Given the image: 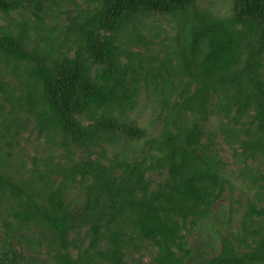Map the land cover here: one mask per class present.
I'll return each instance as SVG.
<instances>
[{"label": "trees", "instance_id": "obj_1", "mask_svg": "<svg viewBox=\"0 0 264 264\" xmlns=\"http://www.w3.org/2000/svg\"><path fill=\"white\" fill-rule=\"evenodd\" d=\"M0 264H264V0H0Z\"/></svg>", "mask_w": 264, "mask_h": 264}, {"label": "rangeland", "instance_id": "obj_2", "mask_svg": "<svg viewBox=\"0 0 264 264\" xmlns=\"http://www.w3.org/2000/svg\"><path fill=\"white\" fill-rule=\"evenodd\" d=\"M212 6L213 7L215 6V8H219V9H225L227 7V3H224L223 1H218V2L213 1ZM27 135H29V136H27ZM26 136H27L26 140L28 142L33 143L35 141V139H34L35 133L28 134L27 132H24L23 137H26ZM27 144H29V145H26V151L29 153H32V151H31L32 145H30V143H27Z\"/></svg>", "mask_w": 264, "mask_h": 264}]
</instances>
